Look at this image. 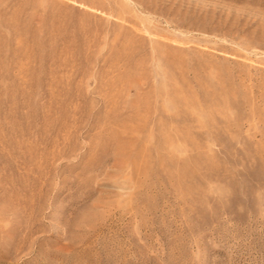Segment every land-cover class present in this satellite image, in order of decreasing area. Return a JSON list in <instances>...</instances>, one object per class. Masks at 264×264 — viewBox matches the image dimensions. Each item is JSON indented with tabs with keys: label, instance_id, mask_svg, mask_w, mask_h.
Returning a JSON list of instances; mask_svg holds the SVG:
<instances>
[{
	"label": "rangeland",
	"instance_id": "rangeland-1",
	"mask_svg": "<svg viewBox=\"0 0 264 264\" xmlns=\"http://www.w3.org/2000/svg\"><path fill=\"white\" fill-rule=\"evenodd\" d=\"M0 264H264V0H0Z\"/></svg>",
	"mask_w": 264,
	"mask_h": 264
}]
</instances>
